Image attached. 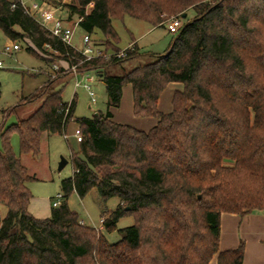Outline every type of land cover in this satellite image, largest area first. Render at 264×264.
Returning a JSON list of instances; mask_svg holds the SVG:
<instances>
[{
	"label": "trees",
	"instance_id": "trees-1",
	"mask_svg": "<svg viewBox=\"0 0 264 264\" xmlns=\"http://www.w3.org/2000/svg\"><path fill=\"white\" fill-rule=\"evenodd\" d=\"M71 2V18H80L90 35L102 33L112 52L121 50L114 19L163 27L173 17L188 19L190 10L196 15L184 21L164 55L114 74L111 68L144 55L136 43L123 58L86 61L19 3L0 0L4 37L28 39L38 49L50 45L71 66L97 73L108 98L105 114L78 118L76 96L66 102L63 88L52 89L49 80L23 99H42L41 106L0 132V205L7 208L0 264H210L216 256L217 264H243L244 245L220 252L219 237L223 213H264V0ZM176 82L183 89L174 94L173 110L162 113L160 95ZM127 85L135 117L158 120L148 132L112 120ZM72 122L83 141L71 155L73 176L62 181L63 199L73 192L84 198L93 189L104 204L118 198L119 207L103 213L101 229L82 224L67 202L49 218L29 212L28 183L37 178L15 153L11 136L18 135L20 154L36 157L44 134L66 135ZM124 216L135 224L111 243L106 234Z\"/></svg>",
	"mask_w": 264,
	"mask_h": 264
},
{
	"label": "rangeland",
	"instance_id": "rangeland-1",
	"mask_svg": "<svg viewBox=\"0 0 264 264\" xmlns=\"http://www.w3.org/2000/svg\"><path fill=\"white\" fill-rule=\"evenodd\" d=\"M58 4L57 0H49ZM73 4V2H71ZM68 7V6H66ZM65 15V14H64ZM195 11L188 12V19L195 17ZM78 17L71 18L77 21ZM171 20V19H170ZM169 20V21H170ZM167 22V25L169 23ZM152 27L148 23L136 20L133 17L126 16L124 19H114L113 27L120 38L118 48L124 50L132 44L138 42L140 51L144 55L136 60H127L122 66L111 68L109 71L114 74H123L135 68L138 65L148 64L157 59L159 55H164L175 39V35L168 31V27ZM84 31L77 27L74 37V46L81 49L83 45L81 37ZM93 42L101 48L104 53L110 54L107 48V39L102 33L97 32L91 35ZM12 41L0 33V59L4 61V67L0 69V84L2 95L0 98V132L7 131L19 119L27 118L33 114L42 104V99L33 103L23 100L33 95L36 90L43 87L49 80H53L52 89L63 88V99L71 102L76 96L77 108L76 117L92 118L96 113L105 114L108 110V98L104 83L96 78L97 85L91 84V89L97 95L94 101L89 92L83 88H76V77L71 73L65 74L62 70L67 69V63L59 58L50 50L38 49L34 43L26 39L16 41L21 46V50L12 56L2 52L6 43ZM135 45V44H134ZM31 47L33 51L27 48ZM120 51V50H119ZM118 52V51H117ZM54 65H58L60 71L54 70ZM90 76H97V73L91 72ZM79 76L78 80H82ZM180 85V84H179ZM18 106V107H17ZM116 109V108H115ZM130 109V108H129ZM114 110V109H113ZM111 110V112H113ZM128 106L124 107V114ZM134 117L132 110H129V116ZM78 126L75 122L71 123V129L68 130L69 139L64 135L44 134L41 139V150L38 156L20 154V143L17 134L11 136V144L20 156L22 163L27 167L30 175L35 176L37 180L28 183L32 198L29 205V212L40 219L49 218L54 208L53 203L58 199V194H63L62 181L73 176V165L71 163L72 153H79V143L73 137L74 130ZM2 135H0V148H2ZM68 160V164L59 170L61 159ZM109 169V168H107ZM60 205L67 202L70 209L78 213V217L86 225L99 228L101 227L102 215L104 212L115 211L120 204L118 198H111L105 204L96 189H93L84 198L79 197L73 192L69 197L60 199ZM7 215V208L0 205V228L1 220ZM49 216V217H48ZM133 216H124L117 223V229L106 234L111 243H116L122 239V233L119 231L135 224Z\"/></svg>",
	"mask_w": 264,
	"mask_h": 264
},
{
	"label": "built area",
	"instance_id": "built-area-1",
	"mask_svg": "<svg viewBox=\"0 0 264 264\" xmlns=\"http://www.w3.org/2000/svg\"><path fill=\"white\" fill-rule=\"evenodd\" d=\"M21 5L24 9V12L28 14L32 19H34L39 26L51 35L52 38L58 39L63 42L65 45L72 47L77 52L81 53L86 61H92L96 58H111L112 56H116L118 58H123L127 54V50H132L135 47V43L130 44V46L124 50H120L118 52H112L110 54L104 53L101 48L93 42L92 37L89 33H84L81 37V41L84 46L81 49L74 46V37L77 27H79L80 18L77 21L71 20V13L68 7L71 5V0H57L58 4H54V2H50L49 0H13ZM65 14V15H64ZM168 31L173 34H179L180 29L183 27V21L179 17H173L169 21ZM46 50L52 51L54 54L59 56V53L55 51L50 45L45 46ZM21 50L20 44L16 41H9L3 47L2 52L8 56H12ZM68 65L67 69H65V73H71L76 77L75 87L85 88L92 99L96 100V94L91 89V84L96 81V78L100 76H90L92 71L80 70L77 65H70L69 62L65 61ZM4 67V61L0 59V69ZM55 71H60L58 65H54ZM83 76L82 80H78L79 76ZM100 79V78H99ZM64 137L68 140L69 135L66 134ZM73 137L76 138L78 143L83 141V134L80 127H77L74 130ZM58 200L53 203L54 207L60 206V199H63V194H58L56 197ZM104 219L101 220L102 228Z\"/></svg>",
	"mask_w": 264,
	"mask_h": 264
},
{
	"label": "crops",
	"instance_id": "crops-1",
	"mask_svg": "<svg viewBox=\"0 0 264 264\" xmlns=\"http://www.w3.org/2000/svg\"><path fill=\"white\" fill-rule=\"evenodd\" d=\"M132 43H136L139 47L138 42L133 41ZM95 83L97 85V81H95L94 84ZM182 89L183 85H179L177 82L170 83L166 87L160 95L158 103L160 112L170 113L173 110L172 100L175 96L174 94L177 90ZM97 98L96 95V99ZM125 106L126 109L128 106L126 115L123 111ZM133 107V89L131 85H127L123 88L120 107L114 110L112 109V120L116 123L131 125L141 131H150L157 124L158 120L156 118L135 117ZM129 110H132L134 117H131V115L129 116ZM80 222L85 224L81 220ZM219 238L220 252L237 249L243 244L245 253L243 264H264V213H250L245 215L223 213L221 215V234ZM210 264H217V256Z\"/></svg>",
	"mask_w": 264,
	"mask_h": 264
},
{
	"label": "water",
	"instance_id": "water-1",
	"mask_svg": "<svg viewBox=\"0 0 264 264\" xmlns=\"http://www.w3.org/2000/svg\"><path fill=\"white\" fill-rule=\"evenodd\" d=\"M185 14L182 16V18H185ZM95 85H96V83H95ZM95 115H98V113H96ZM68 164V160H66L65 158H62L61 159V162H60V164H59V170H62L66 165ZM129 208H127V210H128Z\"/></svg>",
	"mask_w": 264,
	"mask_h": 264
}]
</instances>
